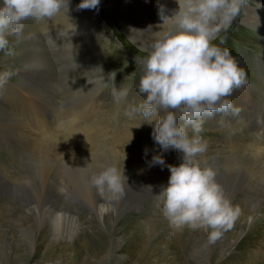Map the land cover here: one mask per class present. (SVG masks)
Instances as JSON below:
<instances>
[{
  "label": "rangeland",
  "instance_id": "1",
  "mask_svg": "<svg viewBox=\"0 0 264 264\" xmlns=\"http://www.w3.org/2000/svg\"><path fill=\"white\" fill-rule=\"evenodd\" d=\"M70 1L66 14L26 20L27 35L8 37L12 54L0 51V264H264V20H248L255 15L249 6H259L249 0L211 39L230 50L248 82L230 97L239 115L217 114L200 133L208 143L201 166L216 171L224 195L240 208L209 242L204 229H172L155 206L170 172L150 166L153 155L166 165L182 161L154 142L155 121L138 110L140 64L116 46L147 56L167 27L158 0H114L121 9L100 2L94 10L103 26L86 22L73 9L80 1ZM172 1L159 3L173 9ZM255 1L264 8V0ZM16 76L47 99L20 102L14 88L4 90ZM108 166L127 177L119 198L89 183Z\"/></svg>",
  "mask_w": 264,
  "mask_h": 264
},
{
  "label": "clouds",
  "instance_id": "2",
  "mask_svg": "<svg viewBox=\"0 0 264 264\" xmlns=\"http://www.w3.org/2000/svg\"><path fill=\"white\" fill-rule=\"evenodd\" d=\"M248 2L175 0L177 7L169 9L158 0L160 25L167 27L156 32L147 56L138 61L141 74L136 90L144 97L138 110L144 121H155L152 137L160 149L177 151L182 161L178 166L166 165L163 155H153L150 166L167 167L170 172L167 186H160L158 194H154L155 206L172 229H204L209 242L232 226L240 208L224 195L215 180L216 171L201 166L198 158L206 153L208 143L200 133L205 122L217 114L239 115L240 108L230 97L248 82L246 71L230 50L211 43V39L230 25ZM69 3L70 0H0V51L9 48V36L23 33L26 20H51L62 12L66 14ZM99 4L100 0H81L77 11H98ZM89 183L101 194L107 191L119 198L127 177L123 169L108 166L92 173Z\"/></svg>",
  "mask_w": 264,
  "mask_h": 264
},
{
  "label": "bare ground",
  "instance_id": "3",
  "mask_svg": "<svg viewBox=\"0 0 264 264\" xmlns=\"http://www.w3.org/2000/svg\"><path fill=\"white\" fill-rule=\"evenodd\" d=\"M73 1V0H72ZM80 2H81V0H79ZM103 1H104V3H105V6L106 7H111V8H114V9H116L117 7H119L120 8V6L118 5L119 3H117L116 1H114V0H100V2L103 4ZM130 1V0H129ZM143 1V0H142ZM145 1V0H144ZM144 1H143V3H144ZM149 1V0H148ZM166 1V0H165ZM168 1V0H167ZM252 1V3H254V5H257V6H259V7H252V6H249L250 7V10H253L254 12L253 13H255V15H253V16H249L248 15V20H250V21H254V24L253 25H251V26H256V25H258V22L259 21H262V20H264V8L261 6V4H259L257 1H255V0H251ZM71 2V1H70ZM171 2V1H170ZM77 4L79 3V2H76ZM76 3H75V5H76ZM121 3V2H120ZM124 3H126V1L124 2ZM131 3H134L133 1L131 2ZM131 3H129V5L131 4ZM136 3V2H135ZM134 3V4H135ZM166 3L167 2H165L164 4L166 5ZM174 3H175V1L173 2L172 1V5H174ZM150 4V3H149ZM148 4V5H149ZM161 4H163V2H161ZM121 5V4H120ZM140 5H142L141 3H140ZM145 5H147V4H144V5H142V6H145ZM151 5H153V4H151ZM104 6V5H103ZM122 6V5H121ZM132 6V5H131ZM135 6V5H134ZM137 6V5H136ZM135 6V7H136ZM156 6H157V3H156ZM176 6V3H175V5H174V8H176L175 7ZM146 7V6H145ZM154 7H155V5H154ZM133 8V7H132ZM142 8V7H141ZM147 8V7H146ZM145 8V9H146ZM73 9H75L76 11H77V5L76 6H74V8ZM121 9V8H120ZM130 9V8H129ZM144 8H143V10H145ZM124 10H126V9H124ZM123 10V11H124ZM128 10V9H127ZM138 10V9H137ZM142 10V11H143ZM134 11V10H133ZM141 11V12H142ZM146 11V10H145ZM144 11V12H145ZM152 11H153V9H152ZM78 13H80L85 19H86V17L87 18H89V20H86V22L87 21H90L91 23H97V24H100V25H98V26H103L104 24H103V21H101V19H100V17L98 16V14H96L97 12L94 10V9H82V10H79V11H77ZM76 12V13H77ZM124 13V12H123ZM147 13V12H146ZM154 13H156V11H154ZM125 14V13H124ZM124 14H123V17H124ZM130 14V13H129ZM247 14V13H246ZM126 15V14H125ZM132 15V14H131ZM120 16V15H119ZM152 16V15H151ZM127 17V16H126ZM153 17H154V15H153ZM143 18V17H142ZM125 19V18H124ZM129 19V18H128ZM131 19V18H130ZM139 20V19H138ZM148 20H151L150 18L148 19ZM147 20V21H148ZM143 21H144V19H143ZM25 23V22H24ZM122 23V22H121ZM125 23V22H124ZM161 23H162V21H161ZM246 23V22H245ZM263 23V22H262ZM155 25V24H154ZM159 25V24H158ZM246 25H247V23H246ZM264 25V24H263ZM106 26V25H105ZM156 26V25H155ZM226 27H228V26H226ZM226 27H223L221 30H220V32L223 30V29H225ZM263 27V26H262ZM26 28H27V26H26ZM101 28V27H100ZM250 28V27H249ZM264 28V27H263ZM97 29H99V27L97 28ZM101 30H102V28H101ZM25 31V30H24ZM258 31V30H257ZM31 32V31H30ZM102 32V31H101ZM220 32H218V33H220ZM258 32H261V31H258ZM96 33V32H95ZM99 33V32H98ZM97 33V34H98ZM23 34H26V33H22V35ZM29 34V33H28ZM96 34V35H97ZM101 34V33H100ZM27 35V34H26ZM110 35V34H109ZM111 35H112V33H111ZM216 35H218V34H216ZM215 35V36H216ZM105 36V35H104ZM260 36V35H259ZM16 37V36H15ZM27 37V36H26ZM106 37V36H105ZM112 37L115 39V36H113L112 35ZM214 37V36H213ZM18 38V37H17ZM117 40V39H116ZM14 41V40H13ZM108 41V40H107ZM23 42V41H22ZM10 43V42H9ZM114 43V42H113ZM117 47L119 46V49H121V50H123L125 53H127L133 60H135L136 62L137 61H139V60H141L140 58H138V57H136V56H134L132 53H130L128 50H126V48L123 46V45H121L119 42L117 43V45H116ZM19 47H21V46H18V48ZM23 47V46H22ZM20 49V48H19ZM23 49V48H22ZM114 49H115V47H114ZM118 49V48H117ZM9 51H10V48H9ZM12 51H13V49H12ZM21 52V51H20ZM8 53V52H7ZM19 53V52H18ZM124 53V54H125ZM14 54V53H13ZM123 57V56H122ZM34 61V60H33ZM245 68V67H244ZM30 71V70H29ZM24 73V72H23ZM19 74L21 75V72H19ZM19 75V76H20ZM24 75V74H23ZM28 79L29 77H28V75H26L25 76V78L24 79ZM14 81V82H13ZM31 81V80H30ZM34 81V80H33ZM24 83H25V81H24ZM24 83H22L21 82V80L16 76L15 77V80L13 79L11 82H4V84H10L7 88H4V90H11V87L12 88H14V90H12V93H14V92H17V95H18V98H19V101L20 102H30V104L35 100V98L39 101V102H41V101H45L46 99H47V97H45V96H41L42 97V99H41V97H40V95H38V94H36L37 92H36V90H35V88L33 87V85H32V83H30L29 85H25L24 86ZM34 84V83H33ZM37 86V85H36ZM20 91H18V90ZM1 90V89H0ZM11 93V92H10ZM10 93H8V95L10 94ZM10 95H12L13 96V94H10ZM11 99H12V97H11ZM13 100V99H12ZM3 101V100H2ZM36 101V100H35ZM21 104V103H20ZM45 104V103H44ZM235 105V104H234ZM19 106H21V105H19ZM241 107V106H240ZM23 108V107H22ZM28 108H30V107H28ZM33 109H34V107H32ZM24 109V108H23ZM31 109V108H30ZM37 109V111H38V108H36ZM28 111V110H27ZM33 111L31 110L29 113H32ZM22 113V112H21ZM28 113V114H29ZM39 113V112H38ZM32 115V114H31ZM27 116V115H26ZM230 116V115H229ZM28 117V116H27ZM37 120V119H36ZM24 124V123H23ZM44 124V123H43ZM23 126V125H22ZM28 127V126H27ZM29 127H31L30 125H29ZM28 127V128H29ZM25 128V127H24ZM32 128V127H31ZM74 129V128H73ZM29 130V129H28ZM22 131V130H21ZM25 131V130H24ZM24 131H23V133H24ZM27 131V130H26ZM30 131H31V129H30ZM29 131V132H30ZM29 132H28V135H29ZM34 132L32 131V134H33ZM25 134H27V132L25 133ZM31 134V133H30ZM21 135V134H20ZM70 135V134H69ZM24 136V135H23ZM31 136V135H30ZM30 136H27V137H29L30 138ZM71 136V135H70ZM119 136H120V134H119ZM26 137V138H27ZM33 137V136H32ZM126 137V136H125ZM23 138V137H22ZM72 138V137H71ZM85 138H86V136H85ZM129 138V137H128ZM120 139H121V137H120ZM119 139V140H120ZM24 140H25V138H24ZM28 140V139H27ZM72 140V139H71ZM79 140V139H78ZM77 140V141H78ZM81 140H83V139H81ZM26 141V140H25ZM32 141V140H31ZM76 141V142H77ZM28 142H29V140H28ZM81 142V141H80ZM80 142H79V145H80ZM87 142V141H86ZM89 143H90V141H88ZM115 142H117V141H115ZM84 143V142H83ZM82 143V144H83ZM122 143V142H121ZM81 144V145H82ZM134 144V143H133ZM129 145V144H128ZM134 146H135V144H134Z\"/></svg>",
  "mask_w": 264,
  "mask_h": 264
}]
</instances>
